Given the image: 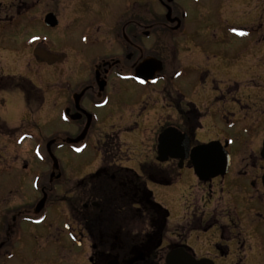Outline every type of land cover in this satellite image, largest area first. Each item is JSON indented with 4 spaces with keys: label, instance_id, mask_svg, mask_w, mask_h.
<instances>
[{
    "label": "flooded vegetation",
    "instance_id": "flooded-vegetation-1",
    "mask_svg": "<svg viewBox=\"0 0 264 264\" xmlns=\"http://www.w3.org/2000/svg\"><path fill=\"white\" fill-rule=\"evenodd\" d=\"M254 41L264 45V0H0V95L19 91L28 102L40 89L24 75L56 73L54 108L66 127L61 132L59 125L48 141L56 165L45 145L49 171L35 181L33 205L4 201L0 264H10L14 243L22 242L17 236L24 217L39 216L67 185L71 195L58 201L88 242L89 264H166L176 251L207 264H249L250 255L254 264H264V243L236 249L230 231L245 233L240 225H203L206 211L216 217L225 200L237 204L256 193L264 205V120L238 126L222 121L220 111H211L217 86L203 82L241 68L238 61ZM166 130L186 137V159L159 154L158 138ZM238 132L249 140L244 169L236 168L230 153ZM210 143L228 156L214 177L196 174L190 158L193 149ZM64 147L75 157L91 150L72 180L54 155ZM183 179L188 194L182 200L194 199L195 210L190 214L185 202L170 227V213L148 185L175 186Z\"/></svg>",
    "mask_w": 264,
    "mask_h": 264
},
{
    "label": "rangeland",
    "instance_id": "rangeland-1",
    "mask_svg": "<svg viewBox=\"0 0 264 264\" xmlns=\"http://www.w3.org/2000/svg\"><path fill=\"white\" fill-rule=\"evenodd\" d=\"M262 44L258 41L252 43L246 58L241 57L238 61L241 63V68L233 67V71L229 74L232 78L227 79L229 76H223L221 73L203 77L204 83L207 81L208 85L217 86L218 91L212 98L215 104L211 111H220L221 117H219L222 121L238 126L245 119L264 120V45ZM24 77L40 89L30 94L28 102L24 103L19 91L8 93L7 96L0 95V100L1 98L5 100L4 106L0 107V121L5 122L7 126L6 128L0 126L2 134L0 135V201L2 203H0V212H4L5 200L24 207H30L36 201L39 191L35 181L39 180L40 176L43 178V174L49 171L45 160V145L58 132L56 128L63 125L62 119L59 120L60 124L58 123L54 108L56 73L39 72ZM226 101L228 103L224 104ZM1 105L3 102L0 101ZM225 111L232 114L228 115ZM65 128L62 126L60 131ZM22 136L26 140L21 141ZM247 142H249L248 136L244 132H238L233 136L230 153L236 168L244 169V164L248 162L247 160L244 161L245 163L242 162V159L248 158V153L244 150ZM62 150L64 153L59 156L55 149L54 155L60 159L66 180H72L74 175L78 174V166L81 169V166L90 159L88 152L91 150L87 149V152L80 157H75L69 147H64ZM23 164L27 165L26 170H23ZM250 169L251 167H248L246 170ZM187 185L186 179L175 186L148 185L157 204L162 205L170 213V227L178 221L185 202H188L190 214L195 210L194 199L184 196L185 199L182 200L183 193L188 194L185 191ZM57 192L56 195H59L57 199L61 200L62 196L71 195L69 193L72 189L67 185ZM255 195L256 193H252L245 202L237 200V204H231L226 200L223 203L220 201L218 215L213 217L209 211H206L203 225L216 224L218 228L224 223L240 225L245 229V233L230 231L236 239V249L255 250L256 245L264 243L262 240L264 205L263 200L259 203ZM234 197L237 198L235 195ZM58 200L52 199L39 216L24 217L22 233L17 236L22 242L14 243L10 264H89L88 242L78 236L77 228L68 221L67 205ZM203 205L205 203H199L201 209ZM207 210H210L209 206ZM241 244L243 247L240 246ZM254 260L250 255L249 264H254Z\"/></svg>",
    "mask_w": 264,
    "mask_h": 264
},
{
    "label": "water",
    "instance_id": "water-1",
    "mask_svg": "<svg viewBox=\"0 0 264 264\" xmlns=\"http://www.w3.org/2000/svg\"><path fill=\"white\" fill-rule=\"evenodd\" d=\"M50 61L49 63H53ZM174 130H166L158 138V151L160 155L169 154L171 158L174 159H186L189 154V144L185 136H181ZM53 141L46 145L49 156L52 158L53 163L56 165V160L54 159L50 148ZM217 148V149H216ZM182 150L183 155L180 153ZM184 151V152H183ZM261 157L264 160V141L261 150ZM191 162L196 166V174L203 175L207 174L210 177L217 176L223 169L227 167L228 156L219 150L217 143H210L204 146L196 147L192 150L190 154ZM163 160V159H161ZM211 164L214 168H211ZM54 165V166H55ZM210 166L211 169H208ZM202 167L203 169H200ZM221 174V173H220ZM264 185V175L262 178ZM45 204L44 199H42L36 206L35 213L38 214ZM142 256V254L140 255ZM143 258V256H142ZM138 258L136 260H142ZM108 264H118L117 261L109 262ZM166 264H207L206 262L195 261L189 255L182 251L171 252L166 258ZM211 264V263H210Z\"/></svg>",
    "mask_w": 264,
    "mask_h": 264
}]
</instances>
